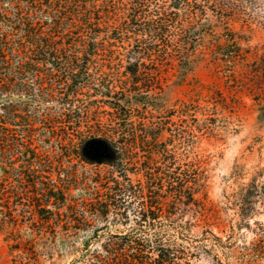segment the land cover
<instances>
[{"label":"trees","instance_id":"obj_1","mask_svg":"<svg viewBox=\"0 0 264 264\" xmlns=\"http://www.w3.org/2000/svg\"><path fill=\"white\" fill-rule=\"evenodd\" d=\"M82 1L0 0V228L11 250L20 251L15 264H39L34 257L38 240L90 229L93 238L104 240L96 246L88 240L71 264H190L169 239L163 218L187 229L177 216L179 202L201 205L202 183L194 162L156 160L164 155L157 145L166 123L154 117L153 93L162 86L144 70L155 63L153 53L162 60L171 56L169 64L189 62L192 42L181 38L188 45L181 53L168 38L169 23L179 21L182 32H188L204 7L201 0H163L146 17V0H120L122 13L108 9L118 23L98 41L92 35L97 23ZM188 16L194 20L185 25ZM130 32L125 76L98 67L114 64L100 54L115 41L125 42ZM227 35V43L234 40ZM142 46L147 55L141 59ZM194 106L184 103L172 110L184 120ZM130 171L142 172L144 179L134 180ZM229 180L226 203L238 216L232 230L250 229V220L264 209V164L249 174L246 162L237 161ZM75 188L85 194L75 195ZM203 205L204 218L217 222L220 207ZM112 220L125 227L101 234ZM255 222L257 235L243 247L264 251V227ZM23 226L31 238L22 239ZM210 233L203 236L215 240L204 247L208 252L238 244L234 233L226 238Z\"/></svg>","mask_w":264,"mask_h":264},{"label":"rangeland","instance_id":"obj_2","mask_svg":"<svg viewBox=\"0 0 264 264\" xmlns=\"http://www.w3.org/2000/svg\"><path fill=\"white\" fill-rule=\"evenodd\" d=\"M112 1L111 4H107L106 0L82 1L83 7L97 23L92 35L98 41L106 40L107 32L111 31L113 24L118 23L112 11L117 9L118 13H122L120 0ZM146 3L149 7L146 17H150L163 0H146ZM201 3L204 7L201 17L195 21L188 16L185 20V25L189 19L194 20L188 32H182L179 21L169 23L168 38L174 43L172 45H178L181 53H187L188 45L180 39L192 42L189 51L193 52L187 56L189 62L179 66L178 59H175L176 65H173L169 64L173 61L171 56L162 60L153 53L155 63L144 70V76L155 75L158 85L162 86L158 92H152L155 99L154 117L156 121L166 123L157 145L165 149L164 155L156 160L162 163L165 157L177 163L194 162L202 183L197 193L202 200L201 205L179 202L177 216L188 223L187 229L175 227L165 216L164 224L169 239L177 243L184 256L189 257L190 264H264V251H250L243 247L244 243H250L257 235L259 227L256 219L264 227L263 207L250 220V229L243 226L242 230L233 232L232 225L236 226L238 216L236 208L227 204L225 197L231 183L229 176L237 161L246 162L249 174L256 165L264 164V0H201ZM181 18L185 16L181 15ZM122 31L126 33L125 29ZM228 33L234 37L229 43L226 41ZM131 35L132 32L125 36V42L115 41L111 49L101 52L102 60L112 59L114 64L98 67L120 71L124 77L130 61L126 46H131ZM140 50L138 55L142 59L147 52L144 46ZM98 103L104 104L103 101ZM184 103L197 106H194L191 116L181 120L172 109L180 108ZM208 116L212 118L206 119ZM134 117L137 118L136 110ZM141 157H144L143 154ZM86 168L91 172L92 165ZM82 169L84 167L80 166ZM100 170L106 172L107 168L102 166ZM129 174L134 180L144 177L142 172L130 171ZM74 194H85V191L75 188ZM204 203L220 207L215 220L218 223L204 218ZM206 212L210 214L209 209ZM114 222L107 223L109 228L100 233L125 227L122 223ZM19 231L22 239L33 236L27 226ZM210 231L223 238L234 233L232 240L238 244L226 250L212 248L208 252L204 247L211 248L215 240L203 236L206 232L211 235ZM92 233L90 229L74 237L58 236L47 242L38 240L34 248L35 260L39 264H71L88 240L93 246L104 240V237L93 238ZM19 252L11 250L6 232L0 228V264H15Z\"/></svg>","mask_w":264,"mask_h":264}]
</instances>
